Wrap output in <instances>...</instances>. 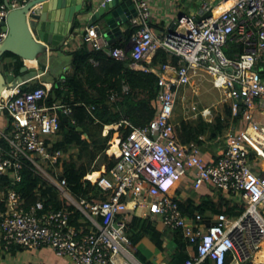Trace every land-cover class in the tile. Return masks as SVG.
<instances>
[{"label":"built area","instance_id":"1","mask_svg":"<svg viewBox=\"0 0 264 264\" xmlns=\"http://www.w3.org/2000/svg\"><path fill=\"white\" fill-rule=\"evenodd\" d=\"M26 1L0 0V42L8 35L4 21L10 11ZM134 1L138 13L132 24L138 29L129 43L112 46L93 23L81 34V45L105 50L118 59H132L137 69H148L142 61H151L160 49L184 64L165 65L175 75L159 74L160 90L153 100L156 113L147 125L137 126L127 117L105 125L104 135L117 130L116 143L110 140L107 149L109 159L116 161L90 171L85 180L107 192L106 198L78 197L62 174L48 173L60 196L83 213L85 225L73 223L70 208L47 205L42 199L26 205L16 188L3 192L7 210L0 214V258L19 245L51 248L72 264H144L136 256L130 235L138 214L156 221L164 234L181 231L189 247H197L183 264L208 260L226 264L229 255L245 262L260 251L264 241V0H201L199 20L180 17L176 27L163 34L150 23V0ZM234 46L243 51L236 49L231 56L225 48ZM200 73L207 74L224 96L195 116L202 115L209 122L219 113L229 118L227 129L216 140L222 142L216 152L182 142L176 130L178 100L187 99L188 88ZM32 80L17 83L0 97V110L10 116L6 130L0 131L7 141V146L0 144V176L10 175L14 184L22 180L28 162L38 172H47L41 160L58 169L64 151L52 147L59 140L61 112L72 113L71 103H48L52 84L44 81L43 86L25 89ZM218 104L224 110L215 115ZM87 108L93 113L96 106ZM226 108L230 115L225 114ZM123 127L131 128L126 136L121 134ZM257 159L263 161L260 169H256ZM184 181L196 192L207 186L212 194L223 192L248 202V207L240 215L218 213L210 222L203 221L181 207L179 188Z\"/></svg>","mask_w":264,"mask_h":264},{"label":"trees","instance_id":"2","mask_svg":"<svg viewBox=\"0 0 264 264\" xmlns=\"http://www.w3.org/2000/svg\"><path fill=\"white\" fill-rule=\"evenodd\" d=\"M87 5L88 8L92 6L91 2ZM137 29L138 27L134 28L132 24L125 40L118 39L112 43V46L126 45ZM236 49L243 51L241 46H234L232 49H227V53L233 56ZM70 54L72 55L71 68L65 74V82H54L48 97V103L51 105L72 104V113L69 116L61 112L59 140L52 148L64 151L59 164L63 167L61 176L67 179L68 186L76 196L90 200L104 199L108 193H103L98 185L85 180L88 167L83 166L84 163L79 164V161L84 160L86 156L95 160L99 154H102L108 166H112L116 160L109 159L105 151L107 142L115 130H111V133L105 136L103 135L104 126L119 122L124 117L129 118L137 126L147 125L155 116L156 108L153 100L156 99L160 90V75L152 69L163 70L166 64L181 66L184 62L163 49L153 55L152 61L142 62L148 69L134 68L130 65L133 62L132 59H118L105 50H96L87 44L81 45ZM93 59L98 63L92 62ZM2 63L3 70L6 72L21 74L25 61L18 54L5 52ZM32 71L33 69H30L23 74L26 75ZM30 83H27L24 88L30 90L43 86L39 81ZM89 105L96 106L93 113L88 110ZM225 114H231L229 108H226ZM228 122L229 118L223 119L221 113L212 122L207 121L202 115L190 119L182 116L180 120H176V130L182 142L197 143L204 150H212L213 146L219 143L216 140L227 129ZM130 130V127L121 128L122 136H126ZM2 143L7 146L4 138ZM22 175V180L17 184H14L10 175H1L0 190L8 191L16 188L22 193L26 205L42 199L47 205L70 208L73 210V223L78 227L85 225L82 222L83 213L63 199L54 184L42 179L31 162L26 164ZM200 200L199 204H196L193 198L189 203L181 201V207L185 213L194 217L201 216V219L207 222H210L218 213H226L228 216L240 215L248 207V202L227 197L220 191L212 195H201ZM0 210L2 212L7 210L5 201H0ZM130 235L134 245L148 237L161 251H166L164 233L157 227L156 221L150 218L136 215ZM174 235L177 246L170 254L168 263L183 264L190 256L189 243L181 231L175 232ZM194 249L196 250L197 247ZM136 255L144 264H151V260L140 251H137Z\"/></svg>","mask_w":264,"mask_h":264},{"label":"water","instance_id":"3","mask_svg":"<svg viewBox=\"0 0 264 264\" xmlns=\"http://www.w3.org/2000/svg\"><path fill=\"white\" fill-rule=\"evenodd\" d=\"M91 5L90 8L86 5V11L93 12L92 22H97L99 31L111 43L117 39L120 24L138 13L134 0L103 1L96 8ZM83 6L84 0H27L25 5L10 11L4 21L8 35L0 42V97L6 89L28 80L23 73L32 69L29 60H36L41 72L55 62V54L71 38L77 24V13ZM5 52L23 57L25 64L21 74L3 70L2 56Z\"/></svg>","mask_w":264,"mask_h":264},{"label":"crops","instance_id":"4","mask_svg":"<svg viewBox=\"0 0 264 264\" xmlns=\"http://www.w3.org/2000/svg\"><path fill=\"white\" fill-rule=\"evenodd\" d=\"M89 1L90 0H84V6L81 8L82 10L77 13V18H78L77 24L71 35V38L68 40V44H67L68 46L67 45L63 46L61 51L55 54L56 55L55 62L50 64V66L48 65V67L43 72L39 70L40 64L36 62V65L31 66L33 71L25 75L26 79L39 80L40 82L45 81L53 85L55 82V79L65 78V74L71 68L72 55L70 54V52L81 46L82 44L81 34L85 30L86 26L93 24V23H97V22H92L91 16L93 12L86 11L88 10L86 8V5ZM103 1H106V0H91V3L93 4L94 8H96ZM150 4H151V9H152L150 23L152 27L160 34L166 33L170 29L176 27L180 17L193 16L197 20L201 18V13H200L201 5H202L201 0H150ZM131 23H132V19H128L126 21L124 20L120 24L121 25L120 31L117 35L116 41L122 38L123 40H125L128 30L131 29V25H132ZM138 68H142V67H138ZM155 71H157L159 74L163 76H167L172 73L175 75V72L174 71L172 72L170 67L168 66L165 67L163 70L155 69ZM6 93H8V90L6 91ZM9 122H10V116L8 112L5 110H0V131H5L9 125ZM2 138L3 137L0 134V144L4 145L2 143ZM257 160L258 161H256V164L258 163V165H256V169L257 168L260 169V164L262 166L263 161L260 162L259 159ZM104 164H106V162ZM183 184H185L187 188L190 187V184L187 181L182 182V185ZM182 185L179 188L180 189L179 195H180L181 201L185 203H189L191 199L193 198L195 203L199 204L201 202L200 200L201 195H212V192H211L212 190L208 188L207 186H204L202 190L199 192H196V191L191 192L187 190L186 191L182 190ZM3 192H6V191H2L0 193V201H4ZM1 213L2 211L0 210V214ZM0 230H1V227H0ZM164 236L166 235L164 234ZM166 237L171 239L170 241L165 240L164 245H165L166 251H161L154 244V242L151 241V239L148 242L144 241L147 243L145 245L146 248L150 249V247L152 246L151 248H154V251L159 252V263L158 264H169L168 260H169L170 254H172V252L177 246V242L173 238V236H171V233L168 234ZM2 244L3 243L1 242L0 248ZM138 245L139 244H136L137 251H140L144 256H146L149 260H151V264H157L155 261L151 259V256L148 255L146 252L142 251L138 247ZM189 252L190 253L195 252V249L193 246L189 247ZM0 264H72V262L70 259L66 257H61L57 255L51 248L46 247V248H39V249H25L19 245H16L12 248L10 252L5 253L0 258ZM206 264H215V263L212 260H208ZM226 264H264V241L262 243V247L260 251L250 260L242 262L239 259L233 257V255H229L227 258Z\"/></svg>","mask_w":264,"mask_h":264},{"label":"rangeland","instance_id":"5","mask_svg":"<svg viewBox=\"0 0 264 264\" xmlns=\"http://www.w3.org/2000/svg\"><path fill=\"white\" fill-rule=\"evenodd\" d=\"M22 1V0H20ZM226 52H227V48H225ZM195 82L194 85L190 88H188L187 91V99L183 100L182 98H180L178 100V104H177V109H176V114H175V121L176 120H180V118L186 117V118H195V114L197 113V111L199 109H202L205 106H209L212 103H218L219 100H221L224 96L223 91H219L218 89H216L213 86L212 81L210 80L211 78L205 74V73H200L197 76L194 77ZM39 80H35L32 81L30 84H33L35 82H38ZM40 82V81H39ZM55 82L60 83L61 79H55ZM29 84V85H30ZM222 105V104H221ZM220 104H218V110H214V114L216 115L220 110H224L223 106H221ZM196 106V107H195ZM104 135V132H103ZM116 136V134H114L111 137V140L114 139V137ZM110 141V140H109ZM109 141L107 142V149L110 148L111 143L109 144ZM219 142L218 144H215L213 146L212 152H216L219 148L220 143H222L221 141H216ZM107 149L105 151V153H107ZM104 154V153H103ZM99 157L96 158L95 160H92V157L90 158L89 156L84 157V160L79 161L80 163H84L83 166H85L86 168L88 167V173L91 171H96L99 170V168L101 167V165H103L106 161L104 155L99 154ZM42 165L46 168L47 172H43L41 170H39L38 174L39 176L44 179L45 181L51 183L50 181V176L48 175V173H50L53 176H56V173H63V167L59 166L58 169H55V167H53V165L50 162H46L44 160H41ZM49 177V178H48ZM191 189V190H189ZM182 190H187V191H191L193 192V188L190 186L187 188V186L185 184L182 185ZM171 232L166 231L165 235L167 236L168 234H170ZM165 236V237H166ZM171 236H173L174 239H176V236L171 233ZM166 240H171L170 238L166 237ZM144 241H150V238H143L141 239L138 243V247L146 252L148 255L151 256V259L153 261H155L157 264L159 263V252L154 251V248L148 249L145 247V245L147 244ZM152 241V240H151ZM149 244V243H148ZM145 247V248H144ZM137 256V255H136ZM167 256V255H166Z\"/></svg>","mask_w":264,"mask_h":264},{"label":"bare ground","instance_id":"6","mask_svg":"<svg viewBox=\"0 0 264 264\" xmlns=\"http://www.w3.org/2000/svg\"><path fill=\"white\" fill-rule=\"evenodd\" d=\"M138 27V26H137ZM136 26H134V28H137ZM133 28V27H132ZM126 44V43H125ZM114 57V56H113ZM94 58V57H93ZM96 59V58H95ZM126 60V59H125ZM152 61V60H151ZM36 60H29V65L33 66V65H36ZM93 62V60H92ZM143 62V61H142ZM98 65V64H97ZM7 91V90H6ZM6 91L4 93H6ZM114 143H116V139L114 138ZM116 150L117 151V146H114L113 147V150ZM98 175V173H95V175H93V178H95L96 176Z\"/></svg>","mask_w":264,"mask_h":264},{"label":"clouds","instance_id":"7","mask_svg":"<svg viewBox=\"0 0 264 264\" xmlns=\"http://www.w3.org/2000/svg\"><path fill=\"white\" fill-rule=\"evenodd\" d=\"M32 81H35L34 79L32 80ZM32 81H30V82H32ZM61 81H62V79H61ZM29 83V82H28ZM42 84H43V82H41ZM53 86V85H52ZM176 114V113H175ZM106 125H110V124H106ZM105 127V126H104ZM104 130V129H103ZM111 130H115V129H111ZM111 130H110V132H109V134L111 133ZM117 130H115V132H116ZM114 132V133H115ZM109 134H107V135H109ZM107 135H105V136H107ZM114 135V134H113ZM111 140V139H110ZM109 144H110V141H109ZM107 155H108V153H107ZM99 169H101V168H99ZM96 171H98V170H96Z\"/></svg>","mask_w":264,"mask_h":264}]
</instances>
